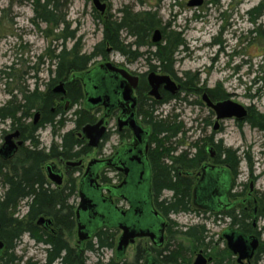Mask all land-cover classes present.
<instances>
[{
  "label": "rangeland",
  "instance_id": "obj_1",
  "mask_svg": "<svg viewBox=\"0 0 264 264\" xmlns=\"http://www.w3.org/2000/svg\"><path fill=\"white\" fill-rule=\"evenodd\" d=\"M10 1L0 0V106L10 98L11 94L17 95V99H20L19 89L26 88L31 91L37 88L40 92L44 91L47 87L46 83L50 82L54 76L49 71V69H54L52 54L53 52L58 53L61 46V40L57 36L60 28L53 30L45 23L32 20L34 12L31 2L33 0H13L12 5L9 4ZM261 1L203 0L202 5L190 8L187 6L188 0H104L105 3H109L112 15H117L119 9L124 6L130 7L134 12L150 11L156 13L165 31L181 33L185 45L179 48L173 64V71L178 77H182L181 74L184 72L196 74L198 86L202 84L210 89L219 84L229 95L228 98L231 101L243 107H249L256 113L264 114V35L260 32L261 30L251 32L259 25H262L264 29V7L261 11L254 10L251 15L248 13ZM105 11H97L92 0H69L66 20L69 23V30H74L76 37L67 40L65 47L69 49L78 38L81 44L80 53L90 54L94 46L102 40V21L106 19L107 14ZM157 29L161 31V28ZM120 35L123 41H132L126 37L124 32ZM144 50L145 48H141L139 51ZM150 50L154 51V48ZM136 59L134 63L120 53H105L102 58L94 57L87 68H92L105 61H112L115 65L132 72L138 68L146 71L144 56ZM186 98L187 101L195 100L193 95ZM66 103L64 99L61 105L64 106ZM80 106L82 105L77 103L72 108H69V105L66 107L65 125L57 129L54 134L49 126L41 129L38 134L40 147L48 149L52 140L57 144L60 143V136L73 129L74 114L79 111ZM172 106L173 101H170L158 107L159 117L170 119V115L174 113ZM181 111L183 112L180 116L181 130L184 133L181 137L186 138L185 142L188 145L202 135L200 123L204 113L200 112L199 107L187 103H182ZM8 126V120L0 123V143ZM227 126L228 130L222 136L225 145L239 148L238 152L241 157L244 152H247L251 159L250 168L241 158L235 176L236 186L240 190L245 183L254 184L257 196L260 198L258 202V213H260L264 207V155L260 156L261 150H264V133L246 126L238 130L231 123ZM114 127V121H110L111 135L103 145L105 154L110 153L121 142V137H117L114 133ZM177 137L180 138L179 135ZM186 144L178 148L177 153L180 149L182 151L188 147ZM93 154V151L89 150V153L81 157L84 166L89 158L94 156ZM1 192L0 188V195ZM162 195L169 197L170 192L164 191ZM72 203L76 205L77 200L74 199ZM242 207L244 206L240 208ZM16 212L19 218L26 213L25 201L19 203ZM168 217L176 225L174 231L184 232L191 225L203 223L207 231L204 247L208 256L212 258L209 264L216 262L217 264L221 262V264H233L234 255L227 254L223 259L218 256L225 247L221 233L231 227L228 218L224 220L204 219L201 215L195 214L193 210L170 214ZM251 234L259 238L260 244L264 243V213L258 215L256 226ZM64 235L70 245L76 247L75 230L65 231ZM171 236L168 239L170 245L179 242L183 245H190V239L185 236L176 233ZM139 244L144 247L148 245L146 240H136L126 249L122 262L136 264L133 261ZM200 248L191 247V252L186 249V258L190 259L188 264H192ZM114 250V247L113 249L104 248L98 254L86 251L84 254L87 259L86 264L97 262L106 264L110 259L116 261ZM14 255L20 258L14 264H25L27 260L43 264L46 253L43 244L35 243L25 234L17 242ZM52 264H60V262L57 260ZM255 264H264V253L259 255Z\"/></svg>",
  "mask_w": 264,
  "mask_h": 264
},
{
  "label": "trees",
  "instance_id": "obj_2",
  "mask_svg": "<svg viewBox=\"0 0 264 264\" xmlns=\"http://www.w3.org/2000/svg\"><path fill=\"white\" fill-rule=\"evenodd\" d=\"M12 1H10V5H12ZM68 4L69 0H33L31 2L35 18L32 19L33 21L37 20L45 23L47 27H51L50 29L53 30L60 28V33L57 35L61 40L60 50L58 53L53 52L52 65L54 69H49L54 76L50 82L46 83L47 87L44 91L40 92L37 88L31 91L26 88L19 89L20 99H17V95L11 94L10 98L0 106V122L8 120L12 128H21L23 123L20 120L22 118H32L34 112H40L42 115L38 125L33 126L26 138L23 137V139L29 140V145L23 148L20 153H17L16 156H13L12 159L5 162L0 161V188L2 189L0 195V241L4 245L0 251V264H14L20 260V258L15 257L14 250L17 242L25 234L35 243L45 246L46 255L43 264H52L57 260L61 264H86L87 259L84 256L86 251L98 254L104 248L111 249L113 247V236L107 230H100L96 233L95 241L88 242L79 253L69 248V245L61 240L62 230H72L71 207L67 204V197L64 196L65 191L52 190L49 186L47 187L40 171V165L46 160L58 157L66 160L77 159L88 152L89 147L73 134L75 130H79L83 125L91 122L92 117L82 110L76 112L74 114L73 129L60 136L59 144L52 140L48 149L39 148L40 143L36 130L37 128L43 129L49 126L54 134L57 129L65 125L63 105L60 104L54 112H51L60 97V95H56L51 91L52 86L59 81L66 82L64 98L69 100V108L80 103L82 90L79 82L67 81L71 74L86 69L94 57L105 56L107 48L120 53L130 59L129 61L144 56V60L150 69L160 68L164 72L173 73L175 55L179 52V48L185 45L181 33L167 32L164 27H161L156 13L150 11L134 12L130 7L124 6L119 9L121 15L116 19L106 18L102 21V40L94 46L90 54L80 53L81 44L78 38L67 49L65 47L67 40L76 37L75 31L69 30V23L66 20ZM263 7L264 0L248 13L251 15L254 10L261 11ZM156 28H161L162 39L158 43H152L150 35ZM259 31L264 35L262 25L251 30V32ZM122 32L132 41H123L120 35ZM141 48H145V50L140 52ZM150 48H154V51H151ZM197 82L196 74L183 73L182 89L186 94H201L203 88L198 86ZM141 89L142 84L139 90ZM141 92L143 90L139 91V94ZM212 95L216 99L229 96L223 89L213 90ZM169 100L170 97H167L165 102H169ZM147 101L143 102L139 114H141L144 122L149 124L152 133L151 143L153 148L150 155V164L153 192L156 194V199L164 191L170 192L169 197H163L156 202V207L167 216L191 211L194 209L191 203L193 179L190 174L184 172L191 167L194 161L188 158L185 150L173 156V152L177 150L178 146H174L172 139L180 132L181 125L174 123L171 119L157 118L154 112L160 104ZM247 119L251 126L264 131L263 113L259 114L251 110ZM179 144L183 145L184 142ZM241 158L246 160L251 168L250 156L246 154L240 158L234 157L232 161L233 170L237 169ZM167 159H169V163L165 161ZM245 186H248V184L246 183ZM70 191H73V188H70ZM22 201H25L27 211L25 215L18 218L15 213ZM248 211L245 212L241 209L239 214L230 212L225 213V216H230L232 225H237L243 232L250 233L252 225ZM263 213L264 207L258 215ZM42 215L51 217L54 228L53 234L46 233L36 225V220ZM175 233L190 239V245H183L181 242L174 245L167 243L163 250L166 253H160L159 260L169 264H187L190 259L189 257L186 258V249L191 252V247L197 249L205 244L207 234L205 225L203 223L191 225L184 232L180 230L171 231V235ZM137 253L135 263L142 259L139 252ZM256 253L255 262L259 255L264 253V243L260 244ZM227 254L230 256V252L224 248L218 256L223 259ZM25 264H36V262L27 260ZM96 264L101 263L97 262ZM106 264L126 263L110 259Z\"/></svg>",
  "mask_w": 264,
  "mask_h": 264
},
{
  "label": "flooded vegetation",
  "instance_id": "obj_3",
  "mask_svg": "<svg viewBox=\"0 0 264 264\" xmlns=\"http://www.w3.org/2000/svg\"><path fill=\"white\" fill-rule=\"evenodd\" d=\"M102 2L105 3L104 1ZM105 5V12H107V14L105 15L106 18H110L113 20L121 15L119 11L117 12V15H112L110 13L109 3L106 2ZM114 52L116 53V51L112 50L111 48L106 49V53ZM100 57L102 58V56ZM136 61L137 59L131 62L136 63ZM106 62L109 61H105L104 63ZM104 63L97 64L92 68H86L82 71L75 72L70 75L67 81L79 82V86L82 90V103H78L82 106H80L79 110L84 111L86 114L92 117V121L88 122L87 124H95L99 120H102V125L105 127V132L96 147L88 146V140L81 133V128L84 125L79 130L74 131L73 135H75L77 139L84 142V144L89 147V150L93 151L94 156L89 158L85 166L81 157L89 153V150L87 153L81 155L77 159L66 160L62 157H58L46 160L42 163V165H40V171L43 175L44 181L46 182V186H49V188H51L52 190L57 189L58 191H65L64 196L67 197V204L71 207V227L72 230H75L76 233V247L71 246L69 241L64 237L65 230L61 231V240L66 242L69 245V248L73 249L76 253H79L82 249L85 248L88 242L92 240L95 241L94 237L96 233H98L100 230H107L108 233L113 236V247L115 249L114 251L116 260H120L121 263H123L122 259L125 256V251L130 245H133L136 240H146V242L148 243L147 247H144L141 244L137 245L134 255V261L136 260V255L138 254L137 252H139V255L142 256V259L139 260L136 264H169L161 262L159 260V258L161 257L159 256V254L166 253L163 250L165 249L167 243L170 244L168 239L172 237L171 231H174L175 226H173L172 222L170 221L168 217L169 215H164L156 207V202L160 201L163 198V195L156 199V194L153 192L152 188L150 164V155L153 148V144L151 143L152 133L149 124L145 123L141 114H139L144 101L148 100L147 102H158L160 106H162L168 103L165 102L167 97H170L169 102L173 101L172 109L174 113L170 115V119L176 124L181 125L180 116L183 115V112L181 111L182 103L197 106L201 109L200 112L203 111L204 113V115H202L201 117L200 123V131L202 135L199 138L193 140L187 145L185 142L186 138L184 139V137H181L182 134L184 135L181 127L180 132L178 133L180 138H178L176 135V137L172 139V141L174 142V146L176 145L178 146V148L182 147V144L178 145V143L184 142V144L188 146L184 149L185 153L187 154L189 159L194 161L191 164L190 168L185 170V172L183 171L186 174H190L191 178L193 179L191 196V203L194 208L193 212L195 214L201 215L204 219L211 218L213 220H224L228 218L230 221V216L226 217L225 213L236 212L237 214H239L241 209H243L245 212L250 209V212L248 211V214L250 215L253 231L254 227L256 226V219L258 218V202L260 198H258L254 184L252 182H250L248 186H245V183L244 185H242V189L238 190L235 181L237 169L233 170L232 161L234 157H241L238 152L239 148H231L230 146H226L224 143V139L222 138L225 131L228 130L227 125L229 123L233 124L238 130L243 126H246L248 128H252L264 133V131H260L258 130V128L251 126L250 122L248 121L247 116L252 109L246 107L247 116L242 120H238L236 118L217 119L215 111L208 105L206 100H203L202 96L203 94H206L208 99L213 104L229 99L228 97L216 99V97L212 95L213 90L216 89L218 91L222 89L218 85H215L214 87L209 89L200 84L199 86L203 88V91L200 95L186 94L182 89L183 73L181 74L182 77H178L175 71H173V73H167L160 68H155L154 70H152L146 62V71H142L141 68H138L136 71L132 72L130 70H127L126 68L115 65V63L110 61L109 63L113 66L125 69L128 73L138 78L137 86L132 91V97L135 99V104L133 107H131L130 102L128 103L122 98L121 87L124 86V81L115 72L107 68L104 69ZM137 64L140 65V63ZM149 72H154L158 75H168L171 80H173L174 83L178 86V90L174 94H171L164 88V84H162L158 88V99L149 95L150 86L147 80V74ZM59 82H63L66 93V82ZM141 84V90H143V92L139 94V91H141L139 90ZM51 91L53 92V88ZM53 93L56 95H60V97L59 100L56 101L54 108L51 109V112H54L55 109L58 108L61 102L65 99V94H58L55 92ZM189 95L195 96V100L187 101L186 97H188ZM93 97L96 99L101 98V101L98 100V103L96 104L89 102L88 99H91ZM66 101L67 104L64 105V109H66V107H68L69 105V100L65 99V102ZM35 113H38V118L36 119V121H34ZM154 115H156L157 118H162L159 117L157 109L154 112ZM41 118L42 115L40 112H34L32 118H22L20 120V122L23 123L21 128H12L9 121L8 129L4 132L2 141L0 143L1 162L12 159L13 156H16L17 153H20L23 148L29 145V140H25L23 139V137L26 138L28 136L29 131L33 128V126L38 125ZM131 118H133L136 124H138L145 131V134L138 140L135 139L132 129L127 125V122H129ZM110 121H114V133L117 135V137H121V142L113 150H111L110 153L105 154L103 151V145L105 143V140L111 135V129H109ZM192 130L193 128L191 129V132ZM40 131L41 129L37 128V138ZM14 133H18L15 138H7V136ZM6 139L8 140L7 144H4ZM12 148L14 149L10 152ZM39 148L42 147L39 146ZM177 150L173 152V156H176L184 151H181L180 149L179 153H177ZM7 154H9L10 156L6 157ZM246 154L248 155L247 152H244L242 156ZM77 161L80 162L77 166H70L66 164L67 162ZM165 161L168 162L169 159ZM243 161H245L246 165L248 166L247 161ZM49 164H51V166H54L53 169L60 174V184H56L49 179L47 171V166ZM126 164L129 166L132 165L130 167V171L133 174L134 169L140 168V174H143V172L145 173L146 169L148 168V190L147 193L145 192L144 205L149 211L151 222H144V219L142 218L143 216L140 215L138 211L132 209L131 204L128 202L126 196L124 195V190H126L127 187L130 186V184H127L129 183V181L127 180V176L123 170V168L127 166ZM140 174H138V178L142 179V175ZM204 180L214 181V192H210L208 190ZM199 182L203 183L200 192V195L202 196L200 205L195 203V200H197L196 197L198 195V192H196L195 190V186ZM85 184H87L86 188L90 189L89 195H92L93 198H95L97 206L85 214L82 212L77 213V210L80 206V190L81 187ZM70 188H73V191H70ZM138 192H140V189ZM67 194H69V196H67ZM74 199L77 200L76 205L75 203H72ZM241 206L244 207L240 208ZM15 215L18 216L17 214ZM40 217L50 219L51 224L49 228H45V226L37 224V220ZM38 219L36 220L37 226L42 228L46 233H54L51 217L42 215L39 216ZM81 220L87 223L90 222V228L88 229L92 231V234L84 240H80L78 237V225ZM126 224L132 227L137 233H141L142 235L136 236L134 238V241L132 243H129L125 248L122 258L117 259L116 246L123 232L121 226H124ZM230 226L231 227L225 229V231L234 230L236 232H242L247 236H256L255 234H251V232H243L237 227V225H232L231 221ZM149 228L152 229L151 231L153 234H149V232H147ZM222 233L221 238H223ZM224 242V248L227 249L225 239ZM258 244L259 248V238ZM113 247L111 249H113ZM199 253L202 254V256L206 259V264H209L211 262L212 258L208 256L204 246L198 250L196 256ZM256 254L257 253L255 252L250 260H244L241 262L237 261L236 255L231 254L232 256H235V261L233 260V264H255ZM150 259L152 260L151 263L148 262Z\"/></svg>",
  "mask_w": 264,
  "mask_h": 264
},
{
  "label": "water",
  "instance_id": "obj_4",
  "mask_svg": "<svg viewBox=\"0 0 264 264\" xmlns=\"http://www.w3.org/2000/svg\"><path fill=\"white\" fill-rule=\"evenodd\" d=\"M203 0H188L187 6L188 7H197L202 5ZM92 4L94 8L99 12H104L105 10V3L101 2L100 0H92ZM162 34L159 29H155L151 35V42L152 43H158L161 41ZM104 69L107 68L116 74H118L122 80L124 81V86L122 88V98L126 102H130V106L133 107L135 104V99L132 97V91L137 86L138 78L136 76L131 75L126 70L117 68L110 64L109 62L104 63L103 65ZM147 80L150 86L149 95L153 96L154 98L158 99V88L160 85L164 84V88L169 91L171 94H174L178 90V86L174 83L173 80L168 75H158L154 72H149L147 74ZM53 92L58 94H65L64 84L63 82H59L54 88ZM203 100H206L208 105L215 111L217 119H229V118H236L238 120H242L247 116V110L245 107H243L240 104H237L230 99L223 100L221 102H217L213 104L207 97L206 94H203L202 96ZM98 100L101 101V98H91L88 99L89 102L96 104L98 103ZM67 104V103H66ZM34 121L38 118V113H35L34 115ZM127 125L132 129V132L134 134V137L136 140L140 139L144 134L145 131L136 124L135 120L131 118L129 122H127ZM105 132V127L102 125V120H99L95 124H86L81 128V133L85 136V138L88 140V146L89 147H96L101 140L103 134ZM18 133H14L12 135L7 136L8 139L15 138ZM7 139L5 140L4 144H7ZM20 144V143H18ZM14 148L10 150L13 151ZM10 156L9 154L6 155V157ZM79 161L77 162H67V165L70 166H77L79 165ZM140 163V161H139ZM127 165V164H126ZM132 166V165H131ZM129 165H127L125 168H123L127 180L130 184L129 187H127V191L124 190V195L126 196L128 202L131 204V207L133 210H136L142 215L144 222L149 221L151 222V217H149V211L144 205V198H145V192L147 193L148 185H147V179L149 178V171L148 168L146 169L145 173L140 174V168L134 169V174L131 173V169ZM134 166V165H133ZM54 166H51L49 164L47 166L48 171V177L49 179L56 183H61V176L58 172H56L53 169ZM138 174L142 175V179L138 178ZM145 179V181H144ZM206 187L211 192H214V181H207L204 180ZM202 182H199L195 186L196 192H198L197 200H195L196 204L200 205L201 200V186ZM87 184L83 185L80 190V206L77 210V213H87L90 210L94 209L97 206L95 198H93L92 195H89L90 189L86 188ZM140 189V192H138ZM90 223V222H89ZM81 220L78 225V237L80 240L87 239L91 234L92 231L88 228H90V224ZM37 224L45 226V228H49L51 221L50 219H45L44 217H40L37 220ZM88 225V226H86ZM122 234L118 240L117 246H116V256L117 259L122 258L124 254V250L127 247L129 243H132L134 241V238L138 235H142L141 233H137L132 227L128 226L127 224L124 226H121ZM152 229H148L147 232L149 234H153ZM222 237L226 241L227 249L234 255L237 256V261L241 262L244 260H250L254 253L256 252L258 248V238L256 236H247L244 235L242 232H236L234 230H226L222 233ZM3 244L2 241H0V250L2 249ZM151 259L148 261L151 263ZM206 259L202 256V254H197L193 264H206Z\"/></svg>",
  "mask_w": 264,
  "mask_h": 264
},
{
  "label": "bare ground",
  "instance_id": "obj_5",
  "mask_svg": "<svg viewBox=\"0 0 264 264\" xmlns=\"http://www.w3.org/2000/svg\"><path fill=\"white\" fill-rule=\"evenodd\" d=\"M2 248H3V247H2ZM1 250H2V249H1ZM1 250H0V251H1Z\"/></svg>",
  "mask_w": 264,
  "mask_h": 264
}]
</instances>
